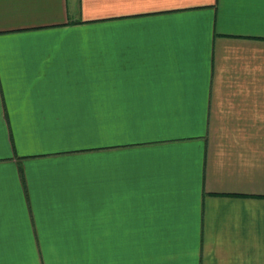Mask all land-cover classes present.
Returning a JSON list of instances; mask_svg holds the SVG:
<instances>
[{"label":"crops","instance_id":"obj_1","mask_svg":"<svg viewBox=\"0 0 264 264\" xmlns=\"http://www.w3.org/2000/svg\"><path fill=\"white\" fill-rule=\"evenodd\" d=\"M0 264H264V0H0Z\"/></svg>","mask_w":264,"mask_h":264},{"label":"rangeland","instance_id":"obj_2","mask_svg":"<svg viewBox=\"0 0 264 264\" xmlns=\"http://www.w3.org/2000/svg\"><path fill=\"white\" fill-rule=\"evenodd\" d=\"M99 28H101V30L104 29V28H109V25L100 24ZM91 40H92V38H91ZM107 42H109V41H106L104 43H107Z\"/></svg>","mask_w":264,"mask_h":264}]
</instances>
